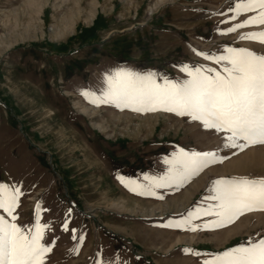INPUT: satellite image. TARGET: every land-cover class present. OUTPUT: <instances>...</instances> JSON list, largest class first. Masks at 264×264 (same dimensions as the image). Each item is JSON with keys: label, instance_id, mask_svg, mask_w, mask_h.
<instances>
[{"label": "rangeland", "instance_id": "obj_1", "mask_svg": "<svg viewBox=\"0 0 264 264\" xmlns=\"http://www.w3.org/2000/svg\"><path fill=\"white\" fill-rule=\"evenodd\" d=\"M91 3L96 16L88 23L82 11ZM235 3L0 0V183L23 192L17 224L33 226L41 205L40 222L50 225L42 243L53 245L44 264H203L207 254L264 239V211L213 230L163 227L208 207L216 179L264 178V145L227 149L223 133L187 116L97 105L81 94L100 96L105 75L117 69L179 81L187 78L183 64L220 69L196 52L244 47L264 54V44L240 39L264 25L224 34L253 14L233 20ZM179 149L217 150L227 159L156 196L137 195L117 178L145 183L146 174L163 175L165 157Z\"/></svg>", "mask_w": 264, "mask_h": 264}, {"label": "snow or ice", "instance_id": "obj_2", "mask_svg": "<svg viewBox=\"0 0 264 264\" xmlns=\"http://www.w3.org/2000/svg\"><path fill=\"white\" fill-rule=\"evenodd\" d=\"M230 11L233 20L242 14H253L227 28L224 34L264 25V0H236ZM240 39L264 44V30L242 34ZM196 55L220 65V69L183 64L180 71L187 78L179 81L154 72L117 69L105 75L106 87L100 96L91 91L81 94L97 105L111 104L136 112L163 110L187 116L199 121L206 130L223 133L222 146L227 149L243 151L251 145H264V54L244 47H226L220 55L205 52H196ZM225 159L227 157L217 150L198 152L179 149L170 158L165 157L163 162L167 170L163 175L146 174L145 183L117 178L137 195L156 196L157 189L182 187L206 168L221 164ZM208 191L211 194L206 199L212 202L208 207L190 210L186 216L177 221L170 220L163 227L192 232L198 228L213 230L232 224L246 212L264 211V178H219L212 181ZM22 195L20 187L0 183V210L10 218L0 215V264H44L46 254L53 247L42 243L50 225L40 222L39 203L33 226L16 223L18 216L14 213ZM200 216L214 219L202 226H194L192 221ZM63 228L69 230L67 219ZM71 231L75 233V229ZM73 239L77 237L73 235ZM79 239L82 241L83 236ZM193 254L201 255L199 252ZM207 255L210 258L204 259L203 264H264V239L250 240L246 245L240 244Z\"/></svg>", "mask_w": 264, "mask_h": 264}, {"label": "bare ground", "instance_id": "obj_3", "mask_svg": "<svg viewBox=\"0 0 264 264\" xmlns=\"http://www.w3.org/2000/svg\"><path fill=\"white\" fill-rule=\"evenodd\" d=\"M94 9H95L94 5L91 3L86 10L82 11L83 18H86V22L90 23L94 21L95 16H96Z\"/></svg>", "mask_w": 264, "mask_h": 264}, {"label": "trees", "instance_id": "obj_4", "mask_svg": "<svg viewBox=\"0 0 264 264\" xmlns=\"http://www.w3.org/2000/svg\"><path fill=\"white\" fill-rule=\"evenodd\" d=\"M95 23H96V21H95ZM96 25V24H95Z\"/></svg>", "mask_w": 264, "mask_h": 264}]
</instances>
